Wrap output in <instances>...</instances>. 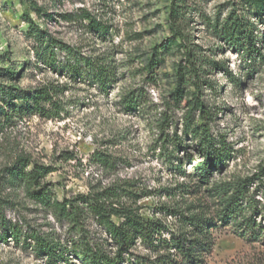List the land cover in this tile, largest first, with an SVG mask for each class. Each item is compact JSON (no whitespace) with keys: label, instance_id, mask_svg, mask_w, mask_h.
Instances as JSON below:
<instances>
[{"label":"rangeland","instance_id":"1","mask_svg":"<svg viewBox=\"0 0 264 264\" xmlns=\"http://www.w3.org/2000/svg\"><path fill=\"white\" fill-rule=\"evenodd\" d=\"M172 1L0 0V173L19 156L50 166L42 181L59 200L120 185L138 194L123 196L122 202L138 206L147 218H160L172 230L178 216L160 206L215 217L220 206L206 188L246 179V190L256 201L253 218L263 225L264 12L254 14L246 0H184L182 25L193 48L227 69L206 66L213 86L204 85L202 95L215 111L210 127L223 145V161L211 171L210 185L184 193L175 186L185 183L190 189L197 180L176 172V159L166 162L157 125L163 111L177 121L169 125V133L175 130L184 137L186 148L176 154L182 169L191 171L197 153L192 150L196 143L182 133L185 103L166 108L175 87L173 66L184 64L183 51L162 50L159 63L152 69L147 65L155 49L172 39L168 19ZM230 14L253 23L256 43L251 52L222 39L220 29ZM85 15L102 23L108 33L88 28ZM32 26L46 29L62 43L64 49H54V61L35 53ZM78 55L110 58L113 79L103 86L84 71L72 78L64 66ZM47 85L57 88V102L46 103L42 110L19 111L23 102L10 100L11 93L14 97ZM135 96V106L125 105ZM99 152L111 165L102 164ZM0 204V264H51L35 250L33 233L67 246L69 261L56 264H80L70 246L83 232L58 219L23 187L11 188L0 181ZM215 222L212 248L203 264H264V243L249 241L232 225ZM84 226L92 240L107 238L94 216L88 215ZM134 252L146 253L142 246Z\"/></svg>","mask_w":264,"mask_h":264},{"label":"trees","instance_id":"2","mask_svg":"<svg viewBox=\"0 0 264 264\" xmlns=\"http://www.w3.org/2000/svg\"><path fill=\"white\" fill-rule=\"evenodd\" d=\"M246 3L254 14L259 16L264 12V0H246ZM184 13V0H173L168 11L172 39L166 40L165 44L155 49L147 65L150 69L157 65L162 50L176 47L183 51L184 64L180 62L173 66L175 87L169 94L171 101H168L166 108H181V103H185L181 116L182 133L196 143L192 150L197 153V160L193 162L191 171L182 169V161L176 154L180 148H186L184 137L178 136L175 130L172 135L169 133V125H175L177 121L166 115L168 112L163 111L157 125L160 150L166 162L173 163L176 159V172L197 180V185L190 189L185 183L175 186L177 189L181 188L184 193H189L199 191L201 185H210L211 171L219 169L223 161V145L220 139L212 134L210 127L215 111L202 95L204 85L213 86L206 77V66L227 69L196 52L183 29ZM84 18L88 20V28L99 33H108L105 26L95 18L90 15H85ZM31 35L36 45L33 49L37 55L46 54L50 58L53 57L54 61V49H64L62 43L49 35L46 29L32 26ZM220 35L228 44L239 49L250 52L255 49V27L250 20L230 14L220 29ZM73 59V62H66L64 66L70 70L72 78L83 75L84 71L103 86L113 79L114 66L110 64V58L78 55ZM57 91L56 87L47 85L31 92L21 91L14 97L11 93L10 100L19 98L23 102L18 106L19 111H37L44 109L46 103L54 105L57 102ZM137 101L136 96L129 97L125 100V105L133 107ZM12 107L16 108V105L13 104ZM0 111L3 112V109L0 108ZM97 156L104 166L111 165L103 153L99 152ZM50 171V166H43L27 157L19 156L16 161L1 170L0 181L11 188L23 187L34 201L48 208L58 219L67 221L72 229L83 232L79 240L72 241L70 246L72 257L80 264H203L205 256L212 248L211 228L217 225L216 220L222 225H232L239 235L249 241L264 243V224L257 223L253 218L256 201L251 200L246 190V179L215 182L210 188H206L220 206L215 217L206 216L202 212L184 213L165 205L160 206L165 213L178 216V226L176 230H172L160 218H147L139 213L138 206L132 207L122 202L123 196L136 198L138 194L120 185L91 190L86 194L80 193L59 200L51 196V190L42 181ZM261 212L264 219V206L261 207ZM88 215L94 216L102 226L107 236L103 241L92 240L84 233ZM3 227L7 229L9 226L3 223ZM11 228L12 236L16 237L14 228ZM31 238L35 250L45 255L49 263L69 261L65 244L39 233H33ZM139 246H142L146 253L134 252Z\"/></svg>","mask_w":264,"mask_h":264}]
</instances>
